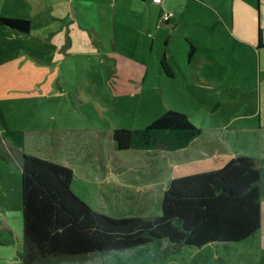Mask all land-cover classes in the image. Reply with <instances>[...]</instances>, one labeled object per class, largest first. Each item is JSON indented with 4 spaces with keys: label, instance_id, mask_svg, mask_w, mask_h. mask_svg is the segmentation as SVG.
<instances>
[{
    "label": "rangeland",
    "instance_id": "obj_1",
    "mask_svg": "<svg viewBox=\"0 0 264 264\" xmlns=\"http://www.w3.org/2000/svg\"><path fill=\"white\" fill-rule=\"evenodd\" d=\"M236 1L148 0L137 11L140 17L117 23L116 40L107 41L112 34L103 33L92 47L81 31L64 34L45 22L17 37L0 26V228L10 230L13 238L12 245H0V264H21L14 259L24 238L22 154L70 165L72 193L113 218L160 216L172 178L216 170L214 162L224 149L249 158L264 155L255 130L259 125L239 117L254 111L259 89V75L252 79L247 74L242 46L238 43L233 54L225 43L219 48V57L234 59L235 70L218 74L219 67L195 62L196 56L208 57L215 43L201 42L189 57L191 45L184 40L193 31L210 39L215 9L225 7L230 14ZM255 5L264 31V0H254ZM1 11L12 15L8 8ZM65 35L75 39L72 46H58ZM165 51L182 72L175 68L172 77L159 74ZM194 68L201 74H190ZM168 109L190 116L201 129L188 149H114V130L142 128ZM261 184V225L254 235L240 242L161 251L146 264H264V166Z\"/></svg>",
    "mask_w": 264,
    "mask_h": 264
},
{
    "label": "trees",
    "instance_id": "obj_2",
    "mask_svg": "<svg viewBox=\"0 0 264 264\" xmlns=\"http://www.w3.org/2000/svg\"><path fill=\"white\" fill-rule=\"evenodd\" d=\"M0 26L27 34L31 22L0 17ZM193 56L195 47L191 45ZM160 68L174 76L165 55ZM201 134L190 117L165 110L138 129L112 132L116 151L185 149ZM23 244L21 264H146L161 251L185 246L240 242L261 225V173L255 158L235 156L223 167L172 179L163 192L161 215L113 218L88 206L71 191L70 167L20 157ZM13 244L0 228V245Z\"/></svg>",
    "mask_w": 264,
    "mask_h": 264
},
{
    "label": "crops",
    "instance_id": "obj_3",
    "mask_svg": "<svg viewBox=\"0 0 264 264\" xmlns=\"http://www.w3.org/2000/svg\"><path fill=\"white\" fill-rule=\"evenodd\" d=\"M146 1L148 0H142V6H140V0H0V17L26 19L31 22V26H39L42 22H45V24L49 23L48 25L53 24L56 25L59 30H62L64 34H71V31L78 30L82 32L81 37L85 41V44L92 47V43L95 40H103V33L106 34V36L112 34L111 37H106L107 41L116 40L117 23L128 24L132 17H140L137 11L145 7ZM149 1L153 3V0ZM260 5V13L262 14L263 4L260 2ZM4 8H8L12 15L2 13L1 9ZM255 8L256 5L254 6V0H237L235 3L233 2L230 14H226L225 7L215 9L216 22L208 28L211 38L208 39L205 37L202 31H193L186 32L184 40L186 42L188 40L190 45L195 47L196 53L201 42L205 41L209 45L215 43L214 49L208 47V57H203L201 55L196 56L195 62L206 63L212 68L219 67L220 71L218 74H222L223 70L232 72L235 70L234 59L232 57L227 59L219 57L217 54L219 48H223L225 43L227 49L233 54L235 46L238 43L242 46L243 53L246 54L247 63L249 65V72L247 74H252V79L254 74L259 75V89L257 90L258 104L256 103L254 111L239 117L247 116L257 122L259 128H257L256 125L255 130H257L259 137L258 146L264 150V131L262 130V128H264V31L262 27H259V14L258 12L256 14ZM236 16L239 18L237 19ZM6 28L11 33V36H19L8 27ZM85 30L88 31V34ZM217 36L221 37V41H217ZM168 39H170V36L165 37L166 43L170 42ZM74 41L75 39L73 36L69 35V38H65L63 45L58 46L65 47L66 44L72 46ZM153 42L156 43L157 39L155 38ZM164 55L174 75L175 68L182 72L180 63L175 61L174 57L167 53V51H165ZM159 69V74H163L160 68V61ZM201 72L202 71L198 68L190 70V74H201ZM235 118H233L232 121H235ZM189 146L186 147V149H188ZM218 154V159L214 162L216 165L215 169L223 167L231 158L238 156L231 149H224ZM254 158L258 161L262 177L264 155L261 154L259 157ZM102 164H106V162ZM62 165L70 167L73 170L67 163H62ZM102 170H106L104 165L102 166Z\"/></svg>",
    "mask_w": 264,
    "mask_h": 264
},
{
    "label": "built area",
    "instance_id": "obj_4",
    "mask_svg": "<svg viewBox=\"0 0 264 264\" xmlns=\"http://www.w3.org/2000/svg\"><path fill=\"white\" fill-rule=\"evenodd\" d=\"M154 3H160L161 0H153Z\"/></svg>",
    "mask_w": 264,
    "mask_h": 264
}]
</instances>
